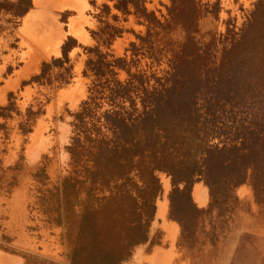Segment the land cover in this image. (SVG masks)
<instances>
[{"label":"rangeland","instance_id":"374dc122","mask_svg":"<svg viewBox=\"0 0 264 264\" xmlns=\"http://www.w3.org/2000/svg\"><path fill=\"white\" fill-rule=\"evenodd\" d=\"M80 1L0 0V254L264 264V0ZM27 13L65 37L23 79Z\"/></svg>","mask_w":264,"mask_h":264},{"label":"bare ground","instance_id":"6f19581e","mask_svg":"<svg viewBox=\"0 0 264 264\" xmlns=\"http://www.w3.org/2000/svg\"><path fill=\"white\" fill-rule=\"evenodd\" d=\"M34 1L36 5H41V6L43 5L44 8L48 10L52 9V11L53 10L62 11L63 9H71L80 13V11L84 9V4L80 0H34ZM38 8L41 9L42 7L41 8L38 7ZM43 13L45 12H42V14ZM42 14L40 15L43 16L44 14L43 15ZM32 16H36V15H32ZM31 19L34 22L32 20L31 22L28 21L29 19H27V21L32 25H30L26 30L23 29L24 30L23 36L25 37L26 41L29 43L32 49L31 52L29 51L31 58H29L30 62H29L28 70L25 73L19 72L20 74H22L21 78L23 79L27 78L30 74H33L37 71L38 63L40 62V60H42V58H48L54 54L56 55L58 53V47L65 37V33H63L60 24H58L57 22L56 15H53L51 13L47 17L37 18V20H35V18L32 17ZM72 33H75L74 35H77L79 33V29H77V31H74ZM4 91L5 89L0 92L1 102L4 97V93H5ZM205 197H206L205 193L201 188L196 189L195 197H194L196 200L202 202L204 201ZM164 214H165V204H161L159 205L158 215L163 218ZM170 231L173 238V235L176 232L175 227L172 226ZM168 258L166 257V259ZM12 260L11 258L0 254V262H2V264L13 263ZM168 261L166 262V264L168 263Z\"/></svg>","mask_w":264,"mask_h":264},{"label":"trees","instance_id":"16d2710c","mask_svg":"<svg viewBox=\"0 0 264 264\" xmlns=\"http://www.w3.org/2000/svg\"><path fill=\"white\" fill-rule=\"evenodd\" d=\"M245 171V175H244V179L247 178V176H250L251 181L254 180V177H256V168L254 166V164L250 163L249 165H247L244 169ZM243 179V180H244ZM211 194H212V185H210V183H207Z\"/></svg>","mask_w":264,"mask_h":264},{"label":"crops","instance_id":"0c3cea01","mask_svg":"<svg viewBox=\"0 0 264 264\" xmlns=\"http://www.w3.org/2000/svg\"><path fill=\"white\" fill-rule=\"evenodd\" d=\"M32 10V9H31ZM30 17V16H29ZM28 17V13L27 14H25V15H23L22 16V18L21 19H27V18H29ZM40 260H49V259H45V258H39Z\"/></svg>","mask_w":264,"mask_h":264},{"label":"water","instance_id":"95a60500","mask_svg":"<svg viewBox=\"0 0 264 264\" xmlns=\"http://www.w3.org/2000/svg\"><path fill=\"white\" fill-rule=\"evenodd\" d=\"M18 260V259H17ZM21 261H18V263H20Z\"/></svg>","mask_w":264,"mask_h":264}]
</instances>
